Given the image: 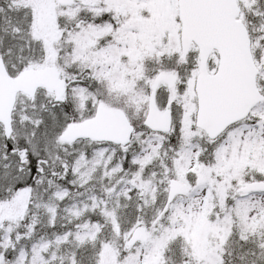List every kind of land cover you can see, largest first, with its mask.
<instances>
[{"label": "snow or ice", "instance_id": "6c2138e0", "mask_svg": "<svg viewBox=\"0 0 264 264\" xmlns=\"http://www.w3.org/2000/svg\"><path fill=\"white\" fill-rule=\"evenodd\" d=\"M0 264H264V0H0Z\"/></svg>", "mask_w": 264, "mask_h": 264}]
</instances>
